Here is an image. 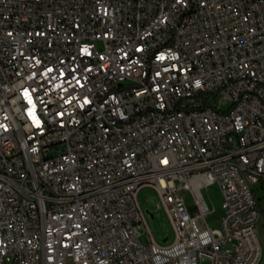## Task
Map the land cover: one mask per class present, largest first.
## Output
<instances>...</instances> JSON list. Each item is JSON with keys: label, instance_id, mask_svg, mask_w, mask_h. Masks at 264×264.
Instances as JSON below:
<instances>
[{"label": "built area", "instance_id": "obj_1", "mask_svg": "<svg viewBox=\"0 0 264 264\" xmlns=\"http://www.w3.org/2000/svg\"><path fill=\"white\" fill-rule=\"evenodd\" d=\"M258 190L264 0H0V264H262Z\"/></svg>", "mask_w": 264, "mask_h": 264}, {"label": "rangeland", "instance_id": "obj_2", "mask_svg": "<svg viewBox=\"0 0 264 264\" xmlns=\"http://www.w3.org/2000/svg\"><path fill=\"white\" fill-rule=\"evenodd\" d=\"M224 109L226 108H223V110ZM203 194L210 210L212 211V213L208 217V221L212 226H217L216 221L221 215L222 200L220 190L218 186L213 185L208 188ZM182 195L185 199V203L189 212L193 214L195 212V201L192 193L190 191L184 190L182 192ZM138 203L144 213L147 228L155 242L160 245L172 243L174 239L173 228L156 190L151 187H143L138 193ZM258 204L261 212L262 210H264V200L259 201ZM258 232L262 242L264 253V216L262 215V213L260 217ZM142 233L143 235L140 238L141 242L143 244H146L148 240L145 234V228H143ZM201 264L210 263L209 261L204 260ZM262 264H264V259Z\"/></svg>", "mask_w": 264, "mask_h": 264}, {"label": "trees", "instance_id": "obj_3", "mask_svg": "<svg viewBox=\"0 0 264 264\" xmlns=\"http://www.w3.org/2000/svg\"><path fill=\"white\" fill-rule=\"evenodd\" d=\"M262 189V188H261ZM261 191V192H260ZM257 192L259 193H256V198H257V201L259 203V201L261 200H264V191L262 190H258ZM259 205V204H258ZM262 215L264 216V210L261 211Z\"/></svg>", "mask_w": 264, "mask_h": 264}]
</instances>
